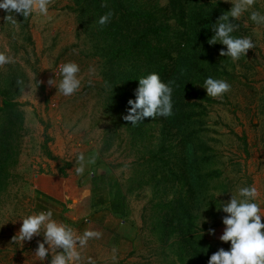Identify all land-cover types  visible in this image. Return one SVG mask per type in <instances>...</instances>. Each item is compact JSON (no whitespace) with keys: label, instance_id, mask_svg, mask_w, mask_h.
Wrapping results in <instances>:
<instances>
[{"label":"rangeland","instance_id":"obj_1","mask_svg":"<svg viewBox=\"0 0 264 264\" xmlns=\"http://www.w3.org/2000/svg\"><path fill=\"white\" fill-rule=\"evenodd\" d=\"M75 1L52 0L48 16L24 20L13 13L18 28L6 25L8 13L0 9V52L15 61L0 67V264H50L51 251L44 261L35 256L43 234L13 242L29 215L51 210L53 219L77 234L99 231L94 219L102 215L104 220L107 213L91 208L97 187L125 202L120 217L134 227L136 238L123 249H134L139 264H208L213 253L231 247L219 239L227 215L218 211L221 203L254 185L258 196L253 202L264 215V26L249 18L252 10L264 14V0H255L236 20V37H250L256 47L238 61L230 60L228 67L226 63L229 75L223 80L231 90L213 101L202 132L195 120H188L176 127L177 138L165 117L145 118L135 126L123 119L137 88L122 87V82L148 75L150 58L162 55L144 52L137 72L132 53L121 56L120 47L110 46L119 37L129 51L136 23L111 29L98 23L107 12L102 6L78 8ZM186 1L187 7L178 8L192 13L201 0ZM153 7L165 16L168 0H124L129 12ZM112 18L118 21L116 15ZM68 62L79 65L81 88L65 97L57 88L60 66ZM18 79L24 81V92ZM49 80H55L53 86ZM80 153L86 159L96 156L83 175L74 170ZM173 165L181 168V180L172 176ZM179 201L184 211L175 218L170 204ZM69 214L81 218L73 222Z\"/></svg>","mask_w":264,"mask_h":264},{"label":"clouds","instance_id":"obj_2","mask_svg":"<svg viewBox=\"0 0 264 264\" xmlns=\"http://www.w3.org/2000/svg\"><path fill=\"white\" fill-rule=\"evenodd\" d=\"M230 2L232 7L229 11L222 13L217 21L212 24L211 30L214 35L208 40V44L217 43L226 46L227 51L221 50V57L231 58L233 62L238 61L242 56H246L250 49L256 45L250 37H236L233 35L239 25L233 23L238 20L245 12L252 9L255 0H225ZM52 0H2L0 9L6 11L3 19L6 25L19 27L13 13L23 16L27 20L33 14L48 16L49 5ZM108 8L106 3L101 5ZM115 15L109 9L102 15L98 23L107 25ZM250 20L258 26H264V14L252 10ZM14 58L0 52V67L13 63ZM90 71H94L90 69ZM62 79L58 85V93L65 97L74 95L81 88L79 78L80 67L75 62L64 63L60 66ZM139 87L135 91V100L130 99L127 115L123 119L135 126L143 122L145 118H155L156 116L170 117L173 115L172 81L164 83L159 74L151 73L138 79ZM55 80H49L48 84L53 86ZM91 83V81H89ZM17 85L21 92L25 91L24 81L17 80ZM28 88L31 85L27 86ZM203 88L208 97L222 99L224 94L231 90V85L223 79H205ZM96 156L92 155L85 158L83 153L77 156L75 167L77 175H83L87 165L95 164ZM258 196V190L253 185L242 187L238 191V197L231 195L230 201L221 203L218 211H223L227 215L222 219L225 226L223 234L219 237L223 243L230 242V250L220 248L213 253L208 260V264H264V223H262L260 205L253 202ZM43 234V242L37 241L35 256L40 261H44L51 251L52 257L50 264H78L81 260L80 249L87 246L89 240L100 239L102 233L95 230L85 229L82 235H78L72 227L53 219L51 210L41 211L38 214L29 215L22 220L19 232L13 237V242L32 241L34 237ZM209 235H215L214 229L208 230ZM45 245L48 247L46 248ZM116 249L113 248V253ZM115 258V257H113ZM88 264H95V260L88 258Z\"/></svg>","mask_w":264,"mask_h":264},{"label":"trees","instance_id":"obj_3","mask_svg":"<svg viewBox=\"0 0 264 264\" xmlns=\"http://www.w3.org/2000/svg\"><path fill=\"white\" fill-rule=\"evenodd\" d=\"M224 1L201 0L200 4L195 5L194 11L188 13V11L178 8L180 5L187 7L186 0H168L169 7L166 9L165 16L161 14L164 13V10L159 11L154 7L149 12H144L143 8L137 10L134 8L131 12L125 11L124 0H76L75 2H77L78 8L88 6L100 8L102 4L106 3L108 8L102 7L101 10H113L118 19V21H114L112 18L111 22L107 24L111 29L119 30L122 24L130 21L136 23L135 30L138 37L135 36L136 41L129 51L120 45L119 37L114 39L110 46L115 49L120 47L117 54L121 56L132 53L130 56L137 58V72L140 71L144 63L145 58L143 57L146 56L144 52L153 51V56L162 55L161 59L150 58L152 63L148 65V74L157 73L162 82H173L171 85L173 87V115L167 117V120L173 130L171 131L172 136L177 138L179 131L176 127L184 125L188 120H195L198 133L202 132L201 128L209 116V109L216 104L213 103L215 99L208 97L203 88L205 79L208 77L223 79L229 75L227 67L231 59L219 55L221 50L227 51L226 46L219 43L211 46L208 44V40L214 35L211 30L212 24L217 21L222 13L230 10ZM96 10L98 11V9ZM144 20H146V24H141V21ZM169 21L173 24L170 25ZM233 23H236V20ZM233 35L236 36L234 33ZM118 55L115 57L117 58ZM141 77L139 75L131 76L127 81L122 82V87L132 85L138 88V79ZM3 104L13 105V103L7 102ZM175 144L179 150L180 143L175 142ZM175 157L180 158L178 154ZM200 158V164L204 165L206 154ZM180 170L181 168L179 169L175 165L170 168L172 176L178 180L183 177V175L178 176ZM200 179L203 183L204 180ZM170 207L173 211L175 210V218L180 217L184 211V205L181 201L175 205L170 204ZM91 208L94 210L102 209L106 213L118 216H123L127 209L121 198H110L100 187L93 191Z\"/></svg>","mask_w":264,"mask_h":264},{"label":"crops","instance_id":"obj_4","mask_svg":"<svg viewBox=\"0 0 264 264\" xmlns=\"http://www.w3.org/2000/svg\"><path fill=\"white\" fill-rule=\"evenodd\" d=\"M101 216L99 215V219L94 220L100 228L99 232L103 235L100 239H92L90 244L80 249L81 260L78 264H88L89 257L95 260V264H139L135 256L132 255L134 249H123L124 244L134 243L136 238L134 227L125 225L118 215L107 213L104 220ZM80 218V216L69 214V219L73 222H77ZM262 223H264V217ZM113 248L116 249L115 253H113Z\"/></svg>","mask_w":264,"mask_h":264}]
</instances>
